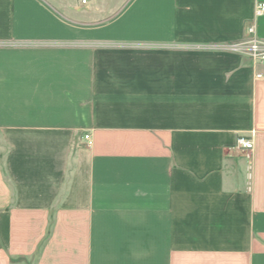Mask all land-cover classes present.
Returning <instances> with one entry per match:
<instances>
[{
	"label": "crops",
	"instance_id": "obj_1",
	"mask_svg": "<svg viewBox=\"0 0 264 264\" xmlns=\"http://www.w3.org/2000/svg\"><path fill=\"white\" fill-rule=\"evenodd\" d=\"M259 3L0 0V264H264Z\"/></svg>",
	"mask_w": 264,
	"mask_h": 264
},
{
	"label": "built area",
	"instance_id": "obj_2",
	"mask_svg": "<svg viewBox=\"0 0 264 264\" xmlns=\"http://www.w3.org/2000/svg\"><path fill=\"white\" fill-rule=\"evenodd\" d=\"M89 0H79L80 7H87ZM264 12V3H259L254 8V17L262 15ZM246 36L248 37L245 41L232 44L227 49L247 54L256 64L264 66V43L257 41L253 38L254 27L247 25L245 29ZM84 140L86 145H90L89 136L85 135ZM236 147L244 152H249L253 149V143L251 139L240 137L236 140Z\"/></svg>",
	"mask_w": 264,
	"mask_h": 264
}]
</instances>
